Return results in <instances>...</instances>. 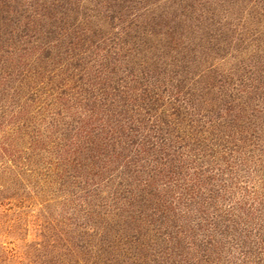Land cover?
Returning a JSON list of instances; mask_svg holds the SVG:
<instances>
[{"label": "trees", "instance_id": "1", "mask_svg": "<svg viewBox=\"0 0 264 264\" xmlns=\"http://www.w3.org/2000/svg\"><path fill=\"white\" fill-rule=\"evenodd\" d=\"M202 1L254 81L241 55L252 45L264 73V0ZM48 7L22 0L0 28L18 85L0 91V208L19 218L30 200L57 201L106 264H264V91H248L261 86L240 79L208 107L166 73L153 82L97 15Z\"/></svg>", "mask_w": 264, "mask_h": 264}, {"label": "rangeland", "instance_id": "2", "mask_svg": "<svg viewBox=\"0 0 264 264\" xmlns=\"http://www.w3.org/2000/svg\"><path fill=\"white\" fill-rule=\"evenodd\" d=\"M41 1L47 3L50 11L71 14L73 18L78 15L72 14L70 9L79 14L97 15V19H91V26L100 23L105 31H122L124 40L136 50L134 55L140 52L133 55V61L152 64L153 82L166 73L175 79L179 89L203 95L208 107H214L220 91H237V85L245 78L249 87L261 86L248 91H264V73L260 71L253 46H246L241 55V59L256 68L254 81H248L252 75L242 68L237 53L230 48L231 33L217 17L198 11L210 8L214 11L215 7L206 1L82 0L86 9L75 6V0ZM21 4L22 0H14L11 4L9 0H0V28L8 29V19L18 22V17L9 11L19 10ZM107 8L110 12L106 13ZM132 13L138 15L137 21ZM73 21L71 19V23ZM10 71L8 62L0 63V91H13L12 88L18 87L15 79L6 77ZM15 144L23 149L22 140ZM50 199L28 201L19 218L12 214L14 205L0 208V264H106L110 256L104 251L107 246L100 237L81 236L75 231L80 224L65 219L69 217L67 209ZM44 205H49L50 209L45 210ZM91 245H96L95 253L102 255L101 260L95 259L97 255L93 254ZM119 261H110V264H119Z\"/></svg>", "mask_w": 264, "mask_h": 264}]
</instances>
